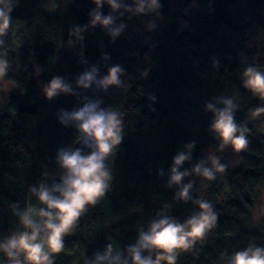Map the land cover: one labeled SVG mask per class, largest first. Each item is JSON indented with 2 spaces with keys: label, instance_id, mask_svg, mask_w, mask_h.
Instances as JSON below:
<instances>
[{
  "label": "trees",
  "instance_id": "16d2710c",
  "mask_svg": "<svg viewBox=\"0 0 264 264\" xmlns=\"http://www.w3.org/2000/svg\"><path fill=\"white\" fill-rule=\"evenodd\" d=\"M52 1L61 8L63 0H16L11 13L7 40L13 68L6 81L15 90L0 115V239L22 230L10 206H25L29 186L44 181L43 173H48V182L58 178L56 152L75 147L77 132L62 126L57 114L81 107L84 95L101 99L102 107L119 109L125 134L109 161L110 191L65 237L62 256L54 254L55 264H77L108 243L117 250L126 248L165 204L171 205L169 214L183 222L194 205L174 201L176 189L166 187L168 172L177 151L190 142H195L192 160L182 170L203 159L205 149L216 151L218 142L209 131L213 114L206 111L211 100L203 103L199 96L209 80L225 82L245 98L235 119L250 129L249 145L237 154L236 165L221 157L228 168L214 181L196 182L193 197L210 201L218 222L213 239L198 243L194 252L181 253L176 264H225L221 254L226 258L249 243L264 247V218L258 226L253 219L264 186V128L256 124L264 116L253 120L249 115L264 103L243 88L239 77L250 65L264 68V0H158L157 14L172 16L163 28H145L132 38L121 34L114 41L102 28H90L82 33L83 41L71 37L74 45L68 44L70 29L90 24L95 5L92 0H64L67 14L50 16L45 9ZM101 11L108 14L110 9L104 5ZM147 18L125 14L117 23L131 27ZM16 23L27 33L25 45L13 40ZM105 54L108 60L102 59ZM29 60L41 69L39 85ZM93 65L101 74L120 65L126 88L107 93L89 89L81 96L62 94L51 101L44 97L41 86L53 76L81 91L75 79ZM0 264H7L3 254Z\"/></svg>",
  "mask_w": 264,
  "mask_h": 264
},
{
  "label": "clouds",
  "instance_id": "9594fccd",
  "mask_svg": "<svg viewBox=\"0 0 264 264\" xmlns=\"http://www.w3.org/2000/svg\"><path fill=\"white\" fill-rule=\"evenodd\" d=\"M95 8L90 11V24L73 26L71 37L83 41L82 33L90 28L100 27L114 41L126 28V24L117 23L125 14L131 16H153L161 8L158 0H92ZM107 5L110 9L104 14L101 9ZM16 0H0V92L7 89L6 78L13 65L9 58L10 44L7 40L12 26L11 13ZM148 27L154 24L150 21ZM102 59L108 60L105 54ZM41 69L37 67V74ZM124 69L120 65L107 68L101 74L97 65L86 68L72 83L61 76H53L47 84L41 86L44 97L51 101L60 95L81 96L89 89L107 93L110 88H126L121 79ZM242 86L264 103V71L255 66L244 69ZM154 99V97H153ZM99 98L82 97V106L71 111L61 109L58 121L62 126L76 130L75 144L80 147L66 146L56 152L55 164L58 178L48 182V173H43L44 181L28 188L27 203L21 207L12 204L13 216L17 218L18 228L0 239V254L7 258V264H55L54 254L61 253L65 247V237L73 232L80 218L90 207L100 203L110 191L113 178L109 161L115 156L118 146L124 139V117L114 107H102ZM237 95H221L206 104V111L213 114L209 131L218 146L216 151L210 148L208 154L190 169L182 170L183 165L191 163L195 142L185 145L173 157L168 172L167 188H175L174 201L194 205V211L183 222L169 214L171 205L162 209L137 231L134 243L117 250L111 243L105 245L102 252H96L88 258L83 255V264H176L181 253L194 252L198 243L203 244L208 235L216 228L218 214L213 204L192 195L196 179L214 181L217 175L224 174L228 168L218 152L231 150L234 154L244 152L249 145L250 129L245 123H237L236 111L239 109ZM253 120L264 116V106L249 110ZM163 175V170H160ZM189 179L187 183L184 181ZM35 203H32V200ZM264 218V202L257 205L253 219L258 223ZM225 264H264V247L249 243L242 250L225 258Z\"/></svg>",
  "mask_w": 264,
  "mask_h": 264
},
{
  "label": "rangeland",
  "instance_id": "374dc122",
  "mask_svg": "<svg viewBox=\"0 0 264 264\" xmlns=\"http://www.w3.org/2000/svg\"><path fill=\"white\" fill-rule=\"evenodd\" d=\"M45 11H47V13L50 16H56L59 12H61V14L63 16H65L67 14V3L63 0L61 8L57 9V7H55V3L52 1L50 3V5L45 9ZM106 11H108V8L106 9ZM147 20L145 22H143L140 25H135V26H131V27H126L125 30L122 32V36L125 38H132L133 36H135L136 34L142 32L143 29L145 28H149L148 27V23L151 21L154 24V27H158V28H163L164 25L170 23L172 21V16L170 15H159V14H154L153 16H147ZM12 34H13V40L16 44H20V45H25V41H26V37H27V33L23 30L22 25L20 23H16L14 24V27L12 29ZM72 40V45H74V40ZM28 65L30 67H32V69L35 71V82L37 85L40 84V73L37 74V67L35 64L32 63L31 60L28 61ZM258 70L264 71V68H258ZM21 71H24V69H22L21 67ZM244 71V70H243ZM243 71L240 72L239 77L242 76ZM7 82V89L3 92H0V115L4 112V108H5V104L7 103V97L8 95L15 90V87L12 83ZM208 86L203 88L202 91H200L199 96L202 100V102H206L211 100L210 102H213V99L216 97H219L221 95L224 96H228L231 97L233 95H237L239 98V109H242L243 104H245V98L239 93V91L235 88V87H231L229 86L227 83L225 82H219V84L213 83L212 81H207ZM2 86V85H0ZM252 95V94H251ZM253 96V95H252ZM257 125H259L258 127L262 126L264 128V119L262 121H260V123H256ZM208 150L209 149H205V151L203 152L204 155L206 156L208 154ZM212 151H215V149H212ZM218 155H220L221 157H228L231 161V164H237V160H238V155L234 154L231 150H226L224 152H218ZM193 178V177H191ZM196 182H199L198 185L202 184V180H200L199 178L196 179ZM260 196L258 199V203L260 204L262 202H264V186L261 189L260 192ZM254 213V212H253ZM254 223L258 226V222L254 220ZM212 232L208 235L206 240H212ZM60 256H62L59 253ZM68 256V255H67ZM67 256L64 255L65 258H67ZM82 259L78 260L77 264H81Z\"/></svg>",
  "mask_w": 264,
  "mask_h": 264
},
{
  "label": "water",
  "instance_id": "95a60500",
  "mask_svg": "<svg viewBox=\"0 0 264 264\" xmlns=\"http://www.w3.org/2000/svg\"><path fill=\"white\" fill-rule=\"evenodd\" d=\"M75 147H80V145L79 144H76Z\"/></svg>",
  "mask_w": 264,
  "mask_h": 264
}]
</instances>
